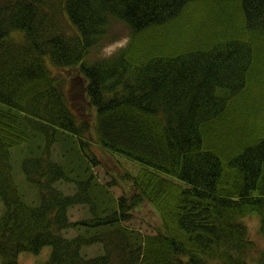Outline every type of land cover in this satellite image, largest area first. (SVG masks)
<instances>
[{"label":"trees","instance_id":"obj_1","mask_svg":"<svg viewBox=\"0 0 264 264\" xmlns=\"http://www.w3.org/2000/svg\"><path fill=\"white\" fill-rule=\"evenodd\" d=\"M112 20L129 27L128 43L92 58ZM72 69L84 113L65 89ZM61 137L74 145L64 155L94 138L131 161L118 197L86 163L53 159ZM22 146L36 205L12 176ZM0 199L1 264L46 245V264H264L243 222L257 216L264 235V0H0ZM85 204L89 216L71 221L68 209ZM146 204L158 226L129 227ZM92 246L100 253L84 252Z\"/></svg>","mask_w":264,"mask_h":264},{"label":"rangeland","instance_id":"obj_2","mask_svg":"<svg viewBox=\"0 0 264 264\" xmlns=\"http://www.w3.org/2000/svg\"><path fill=\"white\" fill-rule=\"evenodd\" d=\"M130 38V29L128 26L119 22L117 20H112L108 29V33L106 35V39L102 41L101 49L96 50L92 54V58H96L99 56H110L112 55L118 48L124 46L128 43ZM53 70V69H52ZM52 73L58 74L60 71L58 69L53 70ZM72 70L69 72H64L66 77L65 81V89L68 94H71V106L74 112H86L89 107L88 99L84 96V85L85 81L82 77H79L77 74H74ZM89 145L88 148H85L83 151L78 149L79 154H75V151H68L65 155L63 154L65 148L70 149L74 145L71 143V139L64 140L62 137L59 142H55L51 145L50 154L56 161L65 163L68 165L71 161V166L77 167L75 164L84 165L85 168L89 165L91 171L94 173V176L98 182V184L105 185L109 192H113L114 197H118L120 195L119 184L122 183V186H125V182L121 181L118 175L123 173L125 169L129 171H134L133 165H131V161L127 160L123 157L116 156V159L120 163V166H125L122 169H119L116 164V159L110 157L107 152H104L102 148H100L94 138L87 140ZM23 148L26 149L25 146L13 148L11 150V165H12V176L16 187L18 189V193L21 196L22 200L30 205H36L39 203V190L36 185L29 183L21 169V162L25 155V152L21 151ZM37 150V148H36ZM85 153L95 155L96 160L99 162L96 165L88 162L87 155ZM127 163V164H126ZM129 163V164H128ZM125 164V165H124ZM64 165V164H63ZM66 173L72 177L77 178L78 174L81 177L84 174L79 169V173L76 169L65 166ZM83 170V171H84ZM114 178L116 184L112 183L110 185H106L108 182H111ZM55 186L60 188L64 193L71 194L74 192L75 185L73 183L68 182H57ZM102 194V193H101ZM99 194V195H101ZM4 211L3 203L0 199V213ZM69 218L71 221H77L82 218H86L89 216L88 205H77L73 208L68 209ZM243 222L246 224L249 236L252 240H254L259 253L263 251L264 253V235L258 232L259 219L257 216L246 217ZM159 224L158 214L153 210L151 206L147 204L143 206L141 211L135 212L134 217L127 222V225L133 229H139L141 231L150 232L152 229L157 227ZM69 235H74L75 231L69 230ZM62 235H66V232H63ZM99 246H92L85 248V253L89 255H94L100 253ZM51 253V246H44L41 251L37 254L30 252H21L17 256V260L19 264H46ZM258 252L252 254V258L259 254ZM1 264V259H0Z\"/></svg>","mask_w":264,"mask_h":264},{"label":"bare ground","instance_id":"obj_3","mask_svg":"<svg viewBox=\"0 0 264 264\" xmlns=\"http://www.w3.org/2000/svg\"><path fill=\"white\" fill-rule=\"evenodd\" d=\"M17 55H18V58H19V59L24 58V54H22V53H19V54H17ZM72 71H73V72H76V70H74V69H72ZM74 74H76V73H74Z\"/></svg>","mask_w":264,"mask_h":264}]
</instances>
